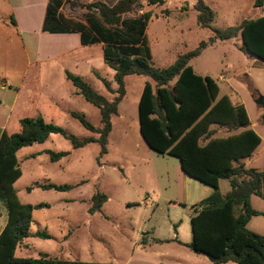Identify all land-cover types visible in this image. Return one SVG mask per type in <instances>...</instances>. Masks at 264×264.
I'll return each mask as SVG.
<instances>
[{
    "label": "rangeland",
    "instance_id": "1",
    "mask_svg": "<svg viewBox=\"0 0 264 264\" xmlns=\"http://www.w3.org/2000/svg\"><path fill=\"white\" fill-rule=\"evenodd\" d=\"M91 1L72 0L65 12L72 18L83 19L87 10L85 6ZM102 1L113 4L116 0ZM204 1L214 11L211 25L218 29L264 15V8L253 7L254 0ZM193 2L164 0L161 6L147 7L143 1L142 11L151 12L147 40L149 58L154 67L169 66L180 54L194 50L200 41H208L213 36L209 29L198 26ZM241 47L240 38L216 40L189 65L195 73L207 74L216 80L218 97L226 95L233 101L237 94L247 110L253 130L262 139L253 156L245 160V165L262 170L264 62L257 64L258 61L250 58ZM93 53L97 54L93 57L94 62L82 61L81 76L94 91L112 100L114 95L94 73L112 82L113 71L100 61L99 47L94 48ZM219 77L224 81L217 80ZM144 80L148 78H126V94L118 104V114L111 119L112 129L107 137L105 155H99L97 143L72 149L71 143L60 135H52L44 143L18 151L16 158L21 177L14 188L21 203L48 205V208L32 213L30 232L46 233L49 239L34 236L25 239L15 251V257L37 258L40 253H46L59 259L82 262L211 264L204 255L193 253L187 244L191 242L192 206L207 198L213 189L185 175L176 157L151 150L142 139L137 105ZM64 82V93L70 94L71 90L73 93L72 84L65 79ZM110 87L115 89L116 84L111 83ZM259 99L262 104L257 103ZM68 106L93 126L100 127L98 110L80 96L73 95ZM61 116L57 126H62L67 133L78 139L97 137L69 114ZM223 132L219 135H224ZM43 150L69 151L70 154L57 162H50ZM36 153V157L31 158L30 155ZM46 183L74 187L68 192L40 188L26 190ZM229 190L228 181L220 179L218 192L225 195ZM96 192L105 195L106 201L99 211L91 213V197ZM2 202L0 228L6 221ZM251 206L261 210L264 201L253 196ZM249 228L257 234L264 233V219L253 218Z\"/></svg>",
    "mask_w": 264,
    "mask_h": 264
},
{
    "label": "trees",
    "instance_id": "2",
    "mask_svg": "<svg viewBox=\"0 0 264 264\" xmlns=\"http://www.w3.org/2000/svg\"><path fill=\"white\" fill-rule=\"evenodd\" d=\"M145 6L156 7L164 0H116L113 4L93 0L85 9L99 17L101 23L91 22L88 28L59 16L60 21L80 35L82 45L104 43V64L113 71L112 82L95 76L114 95L112 100L94 91L84 79L65 72L66 79L77 94L94 106L100 116V127L89 123L82 114L71 116L97 137L78 139L62 127L45 122L40 116L20 120V131L0 137V197L7 210V221L0 232V264H118L63 260L40 253L37 258L15 257V251L31 236L49 239L43 232L30 233L32 213L48 208L47 204H23L19 201L14 183L21 177L16 152L21 148L44 143L51 135H60L79 149L90 143L100 147L99 155L107 153V137L112 129L111 119L118 113V104L125 95L127 76H141L145 80L137 105L139 133L153 151L176 157L182 172L210 186L213 192L192 206L190 217L191 242L195 253L204 255L211 264H264V234L248 229L247 224L258 212L251 206V197L264 201V170L245 166L259 146L260 137L249 128V119L243 104L232 105L228 96L218 97L219 89L209 76H201L189 65L193 58L216 40L240 38L241 49L250 57L264 61V15L244 19L225 29L213 27L214 11L204 0H194L192 8L199 27L209 29L213 36L200 41L189 52L180 54L167 67L156 68L149 58L144 30L151 17ZM253 7L264 8V0H254ZM142 13L138 17H124ZM131 44L132 48H127ZM116 84L113 90L110 84ZM211 126L225 129L229 135L215 137ZM50 162L67 157L69 151H46ZM227 180L230 190L218 192L219 180ZM73 185L37 184L28 187L68 192ZM106 196L98 192L91 197L89 212L100 210ZM264 216V211L261 212Z\"/></svg>",
    "mask_w": 264,
    "mask_h": 264
},
{
    "label": "crops",
    "instance_id": "3",
    "mask_svg": "<svg viewBox=\"0 0 264 264\" xmlns=\"http://www.w3.org/2000/svg\"><path fill=\"white\" fill-rule=\"evenodd\" d=\"M71 1L0 0V137L2 134L11 135L18 133L21 129L20 120L22 118L40 116L45 122L54 125L59 124L58 122L63 114H69L73 118L71 112L76 111L69 110L68 105L73 95H79L75 88L73 93L72 90L70 94L68 92L67 94L64 93V79L68 81L65 77V72L82 77V61L94 62L93 57L97 54L93 53V49L96 47L100 48V61L104 64L103 48L105 45L103 42L98 41L82 45L79 33L67 28L60 21L59 16H62L65 19L80 22L88 28L91 27L92 21L101 23L97 14L88 10H86L83 19L68 16L65 9H67ZM136 12V14H128L124 17H138L142 13L141 11ZM147 29L148 24L144 30L146 39ZM127 45H129L127 48L133 47H131L130 43ZM148 45L147 40V47ZM253 59L256 60V58ZM198 75L208 76L203 73ZM217 80L224 81L221 77ZM214 81L216 83V80ZM112 89L114 90V88ZM3 91H7V93H3ZM229 100L232 105L242 104L237 94L233 101L230 98ZM249 128L252 130L254 128L250 122ZM210 129L215 132V137H225L230 134L225 129L216 126H211ZM221 132L224 135H219ZM46 151L43 150L42 153L47 155ZM36 155L37 153L30 156L35 158ZM1 201L0 197V203ZM256 211L258 215L252 217L247 224L249 230V225L253 218L261 217L264 219V216L261 215L264 208ZM4 213H6L7 221L5 205ZM2 214L0 211V216ZM4 225L0 228V232Z\"/></svg>",
    "mask_w": 264,
    "mask_h": 264
},
{
    "label": "water",
    "instance_id": "4",
    "mask_svg": "<svg viewBox=\"0 0 264 264\" xmlns=\"http://www.w3.org/2000/svg\"><path fill=\"white\" fill-rule=\"evenodd\" d=\"M254 58H256V57H254ZM256 60L258 61L257 64H261V62H264V61H260V60H258L257 58H256ZM257 103H258V104H262V101L259 99V100L257 101Z\"/></svg>",
    "mask_w": 264,
    "mask_h": 264
}]
</instances>
